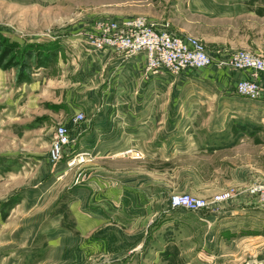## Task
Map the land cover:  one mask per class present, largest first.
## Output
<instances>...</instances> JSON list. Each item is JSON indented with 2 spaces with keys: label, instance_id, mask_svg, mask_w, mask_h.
<instances>
[{
  "label": "rangeland",
  "instance_id": "374dc122",
  "mask_svg": "<svg viewBox=\"0 0 264 264\" xmlns=\"http://www.w3.org/2000/svg\"><path fill=\"white\" fill-rule=\"evenodd\" d=\"M132 16L197 38L214 63L189 71L197 73L191 83L177 81L179 72L177 84L154 87L175 94L154 100L166 104L154 105V146L150 131L123 146H88L86 126L100 92L110 89L105 51L89 36L101 22ZM244 49L264 57V0H0V264H148L140 259L151 245V219L155 233L173 194L240 192L264 179V124L230 147L208 146L213 128L231 124L233 136L235 120L248 119L220 102L219 93L243 97L235 86L211 79L221 69L216 61ZM78 113L84 118L75 123ZM60 124L70 142L54 161ZM228 204L221 208L250 207L245 220L262 226L254 205L264 204L254 197L241 192ZM206 229L182 242H155L163 254L154 264H264V226L232 238Z\"/></svg>",
  "mask_w": 264,
  "mask_h": 264
},
{
  "label": "crops",
  "instance_id": "0c3cea01",
  "mask_svg": "<svg viewBox=\"0 0 264 264\" xmlns=\"http://www.w3.org/2000/svg\"><path fill=\"white\" fill-rule=\"evenodd\" d=\"M104 51L106 70L103 72V77L110 86V89L100 92V96H98V99L102 101L99 102L96 112H92L93 121L88 123L85 129L87 131L85 137L88 141L87 145H106L110 147L113 145L123 146L134 143L135 141L137 142L139 141L138 139H142L141 137L143 135H141V132L150 131V139L153 141L151 145L154 146V105H158L157 107L155 106L156 109H161L166 105L164 102L154 103V100L175 98L173 92L164 90L157 91L154 90V87L159 84H165L166 87L177 84L175 75L167 71H161L155 74L147 72L145 55L141 52L132 56H124L111 49H105ZM213 71L212 75L214 78H212L211 75V79L219 85L225 83L229 87L235 86L239 79L249 76L248 73L232 70L230 68H221L219 71L215 69ZM196 74L197 73L192 75L189 71H183L179 75H176L179 76L177 81L186 79L191 83L194 81L193 78H196ZM260 80L262 89L259 98H237V96L233 98V96H230L228 100H226L223 99L225 95L219 93L220 102L224 100L227 101V103L230 104L229 107H231L230 111L232 113L264 124V77H261ZM203 81L208 82L207 78ZM113 82L126 84H124L121 89L115 90L111 88ZM209 82H211V80H209ZM142 85L145 86L146 89L142 90ZM191 93L188 96L190 100L188 107L190 108L194 107L191 101ZM203 97L208 98L205 94ZM203 103H205V101L199 102L198 106L203 105ZM121 110L123 112H121ZM132 110H134L133 113ZM159 125L158 129H163V126L161 124ZM221 129L222 128H213L212 130L220 132L223 130ZM96 139L98 140L96 141ZM109 153L113 154L115 152ZM222 206L230 205L225 203L222 204ZM254 206H259L258 208L261 209H259L260 212L264 215V209L260 207L264 205ZM168 207L170 206H167L165 209H172L169 210L172 214L170 213V215L165 217V220L156 223L155 233L154 216L151 219V234L147 236L150 237L149 241L151 245L149 250H147L146 253L144 252L140 259L143 263L154 264V261L160 259L158 258L159 252L163 254L161 250L163 248L161 247H157L155 251L157 253L154 252L155 242L165 244L182 242L184 239L188 240L192 237V234L199 228L207 227L206 234L209 236L214 235V238H222L223 236L232 238L238 236L240 232L248 233L247 231H253L255 227L260 229V227L264 226V216L261 220L262 226H255V224L251 225L249 220H245L247 217L249 218L251 216V214H248V211H254L248 206L243 209L222 207L217 212L209 210L192 212L182 208L174 209ZM241 212H243V214L247 213V216H243ZM252 223H254V220ZM122 263L123 262L120 261V264Z\"/></svg>",
  "mask_w": 264,
  "mask_h": 264
},
{
  "label": "built area",
  "instance_id": "2783aa9c",
  "mask_svg": "<svg viewBox=\"0 0 264 264\" xmlns=\"http://www.w3.org/2000/svg\"><path fill=\"white\" fill-rule=\"evenodd\" d=\"M89 40L92 47L97 50L111 49L124 56L143 53L146 70L152 74L161 71L175 74L201 70L214 63L211 55L197 38L176 32L167 22H149L142 16L101 22L91 32ZM216 64L220 68L248 73L249 76L236 82L235 90L240 96L249 99L260 97L262 89L260 78L264 77L263 56L247 50H237L228 57L219 59ZM83 118V114L78 113L73 121L77 123ZM69 137V129L66 125L60 124L56 127L51 148L52 160L61 159L64 147L70 142ZM126 153L138 156L133 150H128ZM241 192L264 204V179L251 181L240 192L230 188L208 197L186 192L173 194L169 199V206L192 212L200 210L217 212L222 204L228 203Z\"/></svg>",
  "mask_w": 264,
  "mask_h": 264
},
{
  "label": "trees",
  "instance_id": "16d2710c",
  "mask_svg": "<svg viewBox=\"0 0 264 264\" xmlns=\"http://www.w3.org/2000/svg\"><path fill=\"white\" fill-rule=\"evenodd\" d=\"M235 122L237 124L233 126L235 129L233 136H230L228 129L230 128L231 124H229L224 130L210 134L208 137V146L212 149L230 147L242 134H257L262 128L260 123L251 119L238 118L235 120ZM230 123H232V121H230Z\"/></svg>",
  "mask_w": 264,
  "mask_h": 264
}]
</instances>
